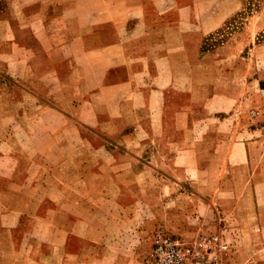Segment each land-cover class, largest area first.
<instances>
[{
  "label": "crops",
  "instance_id": "crops-1",
  "mask_svg": "<svg viewBox=\"0 0 264 264\" xmlns=\"http://www.w3.org/2000/svg\"><path fill=\"white\" fill-rule=\"evenodd\" d=\"M243 3L0 0V264H148L150 227L218 225L240 230L229 264H264V137L234 122L260 111L193 88L176 32L187 6L214 28Z\"/></svg>",
  "mask_w": 264,
  "mask_h": 264
},
{
  "label": "rangeland",
  "instance_id": "rangeland-1",
  "mask_svg": "<svg viewBox=\"0 0 264 264\" xmlns=\"http://www.w3.org/2000/svg\"><path fill=\"white\" fill-rule=\"evenodd\" d=\"M262 1L244 0L243 6L234 10L230 17L222 21H215L214 28H208L210 27L209 19L200 15L204 9L187 6L182 13V20L178 22L179 27L176 28V32L182 28L184 36L191 39L190 45L197 46L201 52L200 55L187 54L191 56L190 58L199 55L197 63L184 62L179 67L183 72H194L196 80L193 83V88L199 91L225 92L231 97L238 96L242 91L246 93L245 110H257L260 111V114L256 116L254 112L247 111L243 115L234 116V122L240 124L241 129H237V131L243 135L257 137H264V19L260 20V18L258 22H255V18L250 19V16L261 6ZM172 21L169 20V22ZM198 25L202 26L204 31H199ZM182 57L185 55L182 54ZM255 58L261 61L255 64L252 61ZM207 135L223 137L228 135V131L217 129L208 131ZM72 136H78V133H72ZM79 147L74 144L68 146L72 153V159L78 158ZM203 147L200 146V149ZM257 148L264 153V144L258 145ZM261 183L263 184V181ZM156 231L174 234L160 227H150L148 234L144 237V244L139 247L138 259L149 251ZM215 232H220L229 242L228 254L232 252L240 237V230H236L232 226L229 228L225 225H218L215 229H203L193 234L175 235L191 240L200 234ZM227 256L226 264H229Z\"/></svg>",
  "mask_w": 264,
  "mask_h": 264
},
{
  "label": "built area",
  "instance_id": "built-area-1",
  "mask_svg": "<svg viewBox=\"0 0 264 264\" xmlns=\"http://www.w3.org/2000/svg\"><path fill=\"white\" fill-rule=\"evenodd\" d=\"M229 250L230 244L220 232L190 240L156 231L146 260L148 264H226Z\"/></svg>",
  "mask_w": 264,
  "mask_h": 264
}]
</instances>
